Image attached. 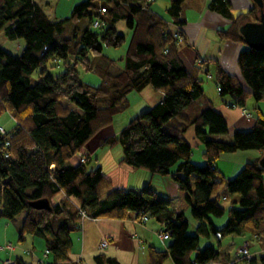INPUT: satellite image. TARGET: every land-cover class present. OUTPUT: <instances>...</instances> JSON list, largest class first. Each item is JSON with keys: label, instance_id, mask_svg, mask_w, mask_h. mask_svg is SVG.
Segmentation results:
<instances>
[{"label": "trees", "instance_id": "obj_1", "mask_svg": "<svg viewBox=\"0 0 264 264\" xmlns=\"http://www.w3.org/2000/svg\"><path fill=\"white\" fill-rule=\"evenodd\" d=\"M186 1L169 0L168 21L146 0H85L73 6L68 17L57 20H51L35 0H0V116L8 114L14 122L8 134L0 133V215L12 219L24 213L19 242L41 235L54 264L68 261V235L78 227L80 211L92 218L139 220L144 215L159 222L169 233L170 245L166 251H150V264H161L167 257L173 264H217L221 254L211 246L199 248L198 240L208 234V217L225 211L226 224L219 229L211 225L213 233L264 237V169L258 160L244 163L228 180L215 166L221 154L253 150L263 155L264 119L255 109L250 129L228 132L227 122L206 97L198 67L190 72L183 68L179 42L168 25L181 29L179 12ZM209 3L211 11L231 24L216 32L219 39L243 46L237 55L242 84L216 66L219 97L229 96L241 108L248 98L264 101V52L246 47L238 33L242 23L258 20L257 8L233 15L228 0ZM118 21H124L130 32L127 41L115 28ZM15 39L25 44L16 56L3 50L4 42ZM124 42V67L112 75L109 71L116 61L102 48H117ZM49 63L62 69L51 73ZM79 67L97 75L98 85L81 82ZM36 70L38 79L31 83ZM147 86L161 91L162 99L128 121L117 135L101 137L129 108V94ZM188 129L203 148L205 164L191 161L193 147L184 136ZM228 134L231 140L223 141L221 137ZM95 136L105 147L120 146L119 165L146 170L150 179L172 175L178 189L175 209L167 198H158L151 182L139 189H118L100 166L90 167L88 147ZM79 153L85 155L84 164ZM59 193L66 198L54 202ZM42 200L48 201L50 210L30 206ZM186 209L196 223L194 236L187 232ZM95 258L96 264H118L103 256ZM14 261L30 264L21 257ZM248 264H264V254Z\"/></svg>", "mask_w": 264, "mask_h": 264}, {"label": "crops", "instance_id": "obj_2", "mask_svg": "<svg viewBox=\"0 0 264 264\" xmlns=\"http://www.w3.org/2000/svg\"><path fill=\"white\" fill-rule=\"evenodd\" d=\"M156 0L154 2H157ZM210 0H187L182 6V10L179 12L180 20L183 23L181 29L174 24H169V31L174 32L180 30L183 33V44L178 48V58H180L184 69L190 72L194 66L199 69L198 77L203 79V89L205 90L206 97L212 101L215 105V109L222 115L225 122L228 125V132L242 130L247 131L255 123V109H258L264 119V103L254 102L252 105V98H248L246 106L241 108L238 105H234V100L229 96L224 98L219 97L218 89L215 83L216 66L224 69L226 73L232 77H236L242 84V77L240 75L239 67H237L238 54L242 51L243 46L234 42L220 40L217 31L227 29L231 24L222 14L216 13L209 9ZM231 4V13L237 15L248 9H251L254 4L250 0H228ZM164 11L166 17L162 15L160 9L162 6L151 7L154 13L156 12L164 19H168L167 7H169V0L164 3ZM45 12V11H44ZM50 18L49 14L45 12ZM51 19V18H50ZM54 19H58L54 18ZM63 19V18H62ZM52 20V19H51ZM200 60V64L197 61ZM213 80V84L205 85L206 79ZM139 93L143 99H139L134 107L130 109L131 100L134 98H127L130 110L129 113L124 115H118L109 129L104 133V137L110 135H117L119 131L126 127L128 121L138 116V114L144 110H148L151 106L155 105L162 99L163 93L161 91H155L151 87L147 86ZM63 106L69 109L73 106L63 102ZM126 112V111H125ZM185 138L191 145V147H200L201 144L197 141L192 129H188L185 133ZM231 135L228 134L224 139H229ZM101 138L93 140L88 148L90 149V160L95 161V167L100 166L101 170L106 175V178L111 181L113 187L128 189H139L148 182L157 181L158 187H164L166 194H161V198H167L170 200V208L175 209L176 196L178 193L177 183L172 178V175L162 176V178H152L146 170H136L131 166L119 165L122 156L120 146L113 148L105 147L101 145ZM261 156L253 150L237 151L235 153L221 154L215 163L217 171L226 179L234 178L238 172L244 166V163L251 159L259 160ZM110 161H109V160ZM92 161V160H91ZM192 161V160H191ZM198 165L205 164V160L200 158V161L193 162ZM264 183V178H263ZM66 195L59 193L55 198L64 199ZM70 202L75 206L78 205L72 198H69ZM224 203V202H223ZM229 203V201H225ZM226 206V205H224ZM227 209V208H225ZM1 211V207H0ZM225 214L228 217L227 211L222 213L219 217L220 220H215L219 217L209 216L212 227L219 229L225 222ZM24 213L16 216L12 219L6 218L0 215V264L3 260L15 257H21L24 260L30 262V264H54L52 255L47 249L45 239L39 235H29L25 237L24 242H19V228L23 223ZM191 217V216H190ZM184 214V218L188 221V225L195 227L196 223L191 221V218ZM221 221V222H220ZM211 225H207V235H201L204 238L209 239L213 237L217 242V247L210 240L206 242V246H211L217 252L221 254L217 264H227L231 260L235 259V254L232 256V252L223 246V239L218 233H213ZM78 228L71 231L68 235L70 239V252L68 255V261L63 264H96V258L103 256L109 259H114L118 264H150V251H166L170 245V239L162 241L159 237V230L162 228L160 223L152 218H148L141 223L137 219H114V218H88L78 223ZM199 236V239L200 237ZM255 237H252L253 239ZM107 239V247H99L101 240ZM256 239V238H255ZM246 240V239H243ZM257 240V239H256ZM248 242V241H247ZM7 243L12 244V252L7 251L3 246ZM249 244V242H248ZM205 247V246H204ZM48 251V252H47ZM251 257L257 258L259 255L264 254V246L259 244L252 249ZM236 262H247L239 260ZM161 264H173L170 257H167L166 261Z\"/></svg>", "mask_w": 264, "mask_h": 264}, {"label": "rangeland", "instance_id": "obj_3", "mask_svg": "<svg viewBox=\"0 0 264 264\" xmlns=\"http://www.w3.org/2000/svg\"><path fill=\"white\" fill-rule=\"evenodd\" d=\"M35 1L41 7V9L44 10L45 12H47L49 14L50 18L52 20H54V18H57V17H58V19L68 17V15L70 14V11L72 10L71 8L75 5H77L79 2L85 1V0H35ZM165 1L166 0H159L157 2H154L151 4L152 5L151 7L162 6L160 11L162 12V15L166 17V14L164 11V5H162V3H164ZM153 11H154V9H153ZM115 28L117 29L119 34L124 35V38L127 41L128 37L130 35V32H129L128 28L125 27L124 21H118L115 25ZM183 43H178V47L180 45H182ZM24 47H25V44H24L22 39L8 40V41L4 42V44H3V50L4 51L6 50L8 53H10L11 55H15V56L18 55ZM124 48H125V42L122 46L117 47V48H114V47L111 48V47H107V46H103V48H102V51L106 56H108L109 58L116 61L114 67L109 71L112 75L118 73V70H120L124 67V61H123L124 52H125ZM52 66H53L52 63H49V65L47 66L48 71L51 73H57L58 71H60L62 69L61 66H60L61 68L59 66H56V67H52ZM78 74H80V81L83 83H87V84H91V85H98V83L100 81V79L97 75H95L94 73L86 72L80 67L78 68ZM30 76H31V83L36 82V80L38 79V71L36 70V71L32 72V74ZM203 78L206 79V76L204 75ZM212 84H213V80L210 81L209 79H206L205 85H211L212 86ZM143 91H146V90H143ZM128 98H134V100H131V105H130L131 110L134 109V107H135V105L139 99H143V97L139 93H131V94H129ZM262 103H264V101H262ZM254 104H255L254 101H252L253 106H254ZM129 112H130V110L127 109L126 112H124L123 114L121 113V114L124 115L125 113H129ZM118 115H120V114H118ZM13 125H14V122L8 114H3L0 116V127H2L3 130L7 132V134L9 132V130L13 127ZM104 133H106V131L102 133L101 137H104L103 136ZM97 137L98 136H95L96 140L98 139ZM225 137L226 136L221 137V139L223 141H230L232 136H230L229 139H224ZM91 142H96V141H91ZM89 146H91V145H89ZM113 149H115V148H113ZM202 151H203L202 147H195V146L193 147L192 158H191L192 163L200 161V158H202V155H201ZM91 160L92 161L89 163V166L94 168L95 167V161L93 159H91ZM234 176H236V175H234ZM155 178H157V177H155ZM152 185L158 191V198L159 199L161 198V194L163 192H164L163 194L167 193L166 189H164L163 186L162 187L157 186L156 180H154L152 182ZM185 213H187V216H189V217L191 216V214H190L191 212L189 209H186ZM225 217H226L225 218L226 220H225L223 225H225L227 220H228L226 214H225ZM87 218H88V216H87ZM220 218L221 217L216 218L215 220L219 221ZM84 219H86V218H84ZM84 219L81 217L80 222L83 221ZM191 221H192V218H191ZM160 230L162 233H165V231L162 228ZM187 232L193 236L198 234L195 232V227H191L190 225L188 226ZM251 238L252 237H250L247 234H244L241 236L225 237L223 239V241H224L223 246L228 250V252H230V254L232 252L231 255L233 256L236 249L239 247H242V245L248 241L249 242L248 251L250 252V255H253L252 254L253 247H256L258 244L262 247L264 246V237L259 238V239L256 238L257 240L255 238H253V239H251ZM243 239H246V240H243ZM210 240L215 244V247H217V242L215 241V239L213 237H210L209 239H207V238H204L201 236L200 239L198 240L199 248H203L204 246H206L205 243L209 242ZM8 245H10L13 249V246L10 243L5 244L3 247L5 248ZM7 251L12 252V250H7ZM166 259L163 261V263L166 261ZM6 260L12 261L13 259L7 258Z\"/></svg>", "mask_w": 264, "mask_h": 264}, {"label": "water", "instance_id": "obj_4", "mask_svg": "<svg viewBox=\"0 0 264 264\" xmlns=\"http://www.w3.org/2000/svg\"><path fill=\"white\" fill-rule=\"evenodd\" d=\"M250 1L259 12L258 20L242 23L238 28V33L244 38L246 47L264 52V0ZM258 164L264 169V154L259 157ZM30 206L41 210H50L47 200L33 202Z\"/></svg>", "mask_w": 264, "mask_h": 264}, {"label": "built area", "instance_id": "obj_5", "mask_svg": "<svg viewBox=\"0 0 264 264\" xmlns=\"http://www.w3.org/2000/svg\"><path fill=\"white\" fill-rule=\"evenodd\" d=\"M154 1H156V0H146V3H154ZM104 9H101V12H103L104 13ZM93 27H95V28H97V27H99V21L98 20H95L94 21V24H93ZM179 27V26H178ZM172 33V37H174V39L177 41V42H182L183 41V38L181 37V35H180V33L178 32V30L177 31H174V32H171ZM0 133L1 134H3V135H5L6 134V131H4L3 130V128L2 127H0ZM6 145H8V142H6L5 143ZM84 159H85V155L84 154H80L79 153V155H78V160L81 162V163H85V161H84ZM222 201L223 202H225V201H227L226 200V198H222ZM80 215H81V217L84 219V218H87V215L85 214V212L84 211H80V213H79ZM148 219V217L147 216H142L141 217V219H139V221H141L142 223L144 222V221H146ZM79 224H80V222H79ZM79 227V226H78ZM77 227V228H78ZM159 237H160V239L162 240V241H165V239H169V233H167V232H165V233H162L161 232V230L159 231ZM247 242H245L243 245H242V247H239L236 251H237V253H236V257H239V259H237V260H231V262H236V261H239V260H243V261H245V262H247V264L249 263V261L252 259V257H251V255H250V252L249 251H247ZM107 245H108V240H106V239H103V240H101V242H100V245H99V247H101V248H104V247H107ZM7 250H12V247L10 246V245H8L7 247H5ZM48 252V251H47ZM3 264H15V262L12 260V261H9V260H3Z\"/></svg>", "mask_w": 264, "mask_h": 264}, {"label": "bare ground", "instance_id": "obj_6", "mask_svg": "<svg viewBox=\"0 0 264 264\" xmlns=\"http://www.w3.org/2000/svg\"><path fill=\"white\" fill-rule=\"evenodd\" d=\"M147 4H148V3H147ZM151 4H152V3H151ZM151 6H152V5H151ZM106 240H107V239H106ZM237 249H238V248H237ZM237 249H236V250H237ZM247 251H248V244H247ZM236 253H237V251H236ZM235 255H236V254H235ZM235 259H239V257H236V256H235Z\"/></svg>", "mask_w": 264, "mask_h": 264}]
</instances>
